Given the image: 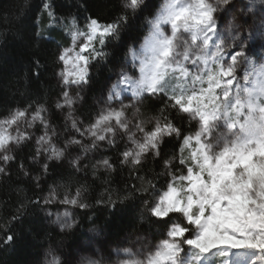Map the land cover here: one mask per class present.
I'll return each instance as SVG.
<instances>
[{"label": "snow or ice", "instance_id": "obj_1", "mask_svg": "<svg viewBox=\"0 0 264 264\" xmlns=\"http://www.w3.org/2000/svg\"><path fill=\"white\" fill-rule=\"evenodd\" d=\"M153 7V0L143 5L139 0H126L110 22L102 23L89 15L84 18L81 29L78 17H58L52 0H42V9L50 18L48 27H61L72 41L71 46L58 48L54 59V63L63 68L62 73H55L61 86L55 108L64 113L69 138L64 139L63 146L58 145V134L47 116L49 109L42 103H37L34 109L29 104L10 110L0 119V174L8 175L7 167L15 160L17 149L32 144L33 136L28 130L34 126L39 125L43 133L35 137V154L31 159L33 163L40 162L38 157L44 161L41 165L44 175L49 172L51 162H62L69 150L78 146L83 154L69 160L73 172L69 173L67 183L50 185L48 194L42 198V206L40 199L25 197L28 204L42 207V210L57 202L65 206V210L57 213L51 221L64 232L76 225L71 208L88 209L92 206L84 202V193L88 191L84 185L77 187L74 195L69 191L73 173L88 167L86 164L81 166L88 153L102 145L115 148L119 166L134 172L144 169L150 157L160 164V172L150 170L153 171L151 177L137 175L139 186L134 185L125 192L113 189L108 192L107 201L101 198L96 203H106L115 209L117 203L138 199L141 220L159 230L152 236L157 251L170 247L172 253L178 250L181 255L189 252L191 264H264V226L261 221L264 216V65L260 64L264 57L258 51L264 49V42L257 36L258 33L264 35V24H253L248 35H241L223 59L198 60V68L196 64L188 65L189 70L196 68V72L174 86L177 92H183L190 85L187 97L177 96L168 89L144 94L145 76L156 68L153 64L157 59L156 37L167 17L158 13L147 22L148 32L139 47L135 43L127 46L126 37L137 29L145 13L151 15ZM167 7L166 4L162 13ZM247 23L244 20V24ZM216 30L213 27L208 34L210 43ZM42 35V30L35 31V37ZM122 52L123 59L109 68L112 76L100 89L97 97L101 105L99 111L84 123L74 115L76 105L84 97L79 100L70 90L75 86L82 93L93 83L90 70L102 66V62L109 63L110 57H120ZM35 64L39 66V59ZM34 75L38 77L39 73ZM129 92L130 95H126ZM137 97L141 101L152 98L162 102L151 128L139 120L123 122L131 110L124 101L131 102ZM172 113L187 122L188 128L178 126ZM192 115L196 116L195 120ZM69 125L71 131H68ZM173 139L178 147L170 153L163 152L162 146ZM125 140L121 150L119 141ZM253 167L255 171L250 174ZM19 168L25 178L40 187L41 175L31 176L23 163ZM91 168L94 177L98 169H103L109 177L117 171L108 156L97 159ZM159 177L164 178L162 183H157ZM58 188L64 189L62 198ZM235 195L247 198L246 207L251 208L252 219L238 218L235 227H221L215 217L221 211L231 212L230 202ZM28 204L21 203L17 212L22 214L21 210L27 209ZM46 214L52 216L51 211ZM19 219L20 215L12 216L14 221ZM177 226L179 232L175 231ZM0 227L8 229L7 225ZM15 242L14 233L2 239L3 246L11 247ZM92 242L89 238L88 248L82 250H91ZM120 251L118 247L117 257H121ZM242 252L251 253L255 259L250 257L245 262L239 255ZM123 253L126 257L124 264H140L134 259L137 254L132 250L123 249ZM60 255L64 256L62 264H74L73 252ZM107 255L110 259L112 253ZM154 258L150 253L147 264H152ZM173 260H177L175 255ZM85 261L96 264L90 259L82 260V264Z\"/></svg>", "mask_w": 264, "mask_h": 264}, {"label": "trees", "instance_id": "obj_2", "mask_svg": "<svg viewBox=\"0 0 264 264\" xmlns=\"http://www.w3.org/2000/svg\"><path fill=\"white\" fill-rule=\"evenodd\" d=\"M52 3L58 17H78L81 29L84 27V18L89 15L107 23L115 18L120 10L118 0H52ZM49 19L42 9V0H27V3L25 0H0V119L17 107L24 108L31 104L34 109L37 103H42L49 109L47 116L58 134L57 143L63 146L64 139L69 138L65 131L64 113L55 108L61 91L55 73L62 65L57 66L54 59L57 49L64 47L68 35L64 30L58 29V26L49 28ZM36 30H42L43 35L35 37ZM46 35L53 36L54 39ZM136 37L137 29L129 33L126 41ZM120 47L123 48V44ZM37 59L40 61L39 66L35 64ZM120 60V57L113 56L109 58V63L102 62V66L91 69L93 83L81 93L84 99L76 105L77 112L74 114L84 123H88L99 111L97 97L100 89L112 76L109 68ZM36 72L39 73L38 77L34 75ZM112 78L114 79V76ZM72 91L75 96L77 90ZM161 106V101L149 98L145 100L142 112L159 115L158 109ZM172 117L178 126L188 128L187 122L182 121L175 113H172ZM151 126L152 123L146 127ZM68 131H71L70 125ZM34 141L33 139L30 146H24L14 152L15 160L7 167V176L0 174V226H8V229L0 227V264H37L43 255V249L49 245L58 254L75 252L72 257L75 264L77 260L86 259L84 251L93 252L105 259L109 252L116 253L118 247L123 250L130 240L145 239L153 242L152 236L159 230L141 220V203L138 199L125 204L117 203L115 209L106 203L97 204L96 200L102 198L107 201V194L113 189L125 192L134 185L139 186L136 176L147 174L151 177L153 171L150 170L160 172L161 166L158 162L149 157L146 167L134 172L119 166L115 148L102 145L100 149L88 153L81 165L83 167L86 164L88 167L84 171L73 173L69 191L74 195L76 188L84 185L88 188L84 193V202L92 206L88 209L72 208L76 225L72 230L61 232L46 218L45 211L47 208L53 211L62 205L57 202L42 210V207L28 204L25 197L31 200L40 199L42 206V198L48 194L50 185L68 182V175L73 172L69 167V160L83 153L78 146H73L62 162H51L49 172L44 175L41 169L44 161L38 157L40 162L33 163L31 159L35 154ZM85 142L89 141L85 139ZM119 143L122 150L125 143ZM176 147L178 144L173 139L165 143L162 149L163 152L170 153ZM102 156L110 157L117 166V171L111 177L103 169L96 170L95 177L92 175L91 164ZM21 163L30 171L31 176L41 175L39 188L36 187L35 181L22 175L19 168ZM163 179L159 177L157 183H162ZM58 192L62 198L64 189L58 188ZM21 203L28 204L27 209L21 210L22 214L17 212L21 209ZM13 215H20V219L12 220ZM10 233L15 234V244L11 247L3 246L2 239ZM89 238L93 241L91 250H82L88 248L85 244H88Z\"/></svg>", "mask_w": 264, "mask_h": 264}, {"label": "clouds", "instance_id": "obj_3", "mask_svg": "<svg viewBox=\"0 0 264 264\" xmlns=\"http://www.w3.org/2000/svg\"><path fill=\"white\" fill-rule=\"evenodd\" d=\"M147 2L148 0H139L141 5ZM125 3L126 0H118L119 8L122 9ZM153 3L155 7L152 9L151 15L145 13L137 24V37L127 41V46L135 43L139 47L140 42L143 41L148 32L147 22L158 13L167 17L161 23L160 33L156 37L158 41L157 52L155 53L157 59L153 61L156 68L154 72H149L145 76L144 94H148L150 91L168 89L177 96L187 97L190 94V85L183 92H177L174 86L184 77L196 72V68L189 70L188 65L196 64L198 68V60L203 61L205 58L209 60L223 59L239 37L249 33L253 24H264V0H154ZM166 4L168 5L167 10L162 13ZM230 5L231 7H229ZM244 20H247L248 23L244 24ZM213 27H216L217 30L212 33V42L210 43L208 34ZM257 36L261 42H264V35L258 33ZM79 39L78 37L77 44ZM71 45L72 41L70 42ZM258 51L264 57V49H258ZM123 55L122 52L120 54L121 60ZM260 64L264 65V59L260 61ZM62 71L63 68L60 67L56 73L60 74ZM76 89L75 96L82 100L83 96L79 89ZM185 102L187 101L185 100ZM144 103L145 100L141 101V98L137 97L125 104L131 109V118H136L141 124L147 126L157 117L142 112ZM197 111H199V105ZM131 118L127 116L123 122L131 123ZM192 119L195 120L196 116L192 115ZM112 126L115 127V125ZM254 171L255 168H251L250 174ZM235 187L242 186L236 185ZM247 204L246 197L235 195L230 202L231 212L221 211L215 219L221 227L233 228L238 218L252 219V210L246 207ZM261 221L262 226H264V216L261 217ZM175 231H180L178 226ZM123 249L134 250L137 254L134 259L138 260L140 264H147L150 253L155 257L152 264H191L189 252H184L181 255L178 250L176 253H172L170 247L157 251L156 245L151 240H130ZM174 255L177 257L175 261L173 260ZM63 259L49 245L43 249V255L37 264H62ZM125 259L126 257H111L110 259L107 257L103 260L92 261H95L96 264H124ZM75 264H82V262L77 260ZM84 264H88V262L85 261Z\"/></svg>", "mask_w": 264, "mask_h": 264}, {"label": "rangeland", "instance_id": "obj_4", "mask_svg": "<svg viewBox=\"0 0 264 264\" xmlns=\"http://www.w3.org/2000/svg\"><path fill=\"white\" fill-rule=\"evenodd\" d=\"M58 29H62L61 27H59L58 26ZM63 30V29H62ZM46 37H49V38H53L54 39V37L53 36H49V35H46ZM70 42H71V39H70V37L68 36V39L66 40V42H65V45L64 46H70ZM122 87H125V86H122ZM72 90H77L76 88H75V86H73L72 87V89L70 90L71 91V94L73 93V91ZM126 95H130V92L129 93H126ZM125 103H130V101L129 100H125L124 101ZM98 106L100 107L101 105L98 103ZM117 107L119 106L118 104L116 105ZM128 116H129V118H131V110H129L128 111V114H127ZM132 119V121L135 123L136 122V118H131ZM29 132H31L32 133V136H33V139L35 140V137H37V136H39V135H41L42 133H43V130H42V128H40V126L39 125H37V126H34V128H32V129H29L28 130ZM126 142V140L124 141V143ZM43 202V201H42ZM50 206H53V205H49L48 207H50ZM72 209V208H71ZM70 209V210H71ZM65 210V206H60V207H56L55 208V210H51L50 208H47L46 209V211H45V216H46V218L51 222L52 220H54L55 218H56V214L57 213H62L63 211ZM48 211H51L52 212V216L51 217H49V216H47V212ZM71 212H72V210H71ZM72 219H73V216H72ZM55 225V224H54ZM56 227H58L59 228V226L58 225H55ZM88 247V244L86 245L85 244V247ZM84 247V248H85ZM86 247V248H87ZM91 247H92V244H91ZM73 252V251H72ZM85 252V251H84ZM83 252V254L86 256L87 255V257H86V259L85 260H103V259H101L98 255H95L93 252H88L87 253V251L84 253ZM132 252L133 253H135V251L134 250H132ZM73 253H75V252H73ZM80 254H82V253H80ZM75 255V254H74ZM239 255H241V256H243L244 257V260H245V262L251 257L252 259H255V257L254 256H252V254L251 253H244V252H242V253H239ZM76 256H79V255H76ZM120 256L121 257H124V253H123V250H121L120 251ZM108 257V256H107ZM111 257H117V252L116 253H113L112 254V256ZM233 259H235V256L233 257Z\"/></svg>", "mask_w": 264, "mask_h": 264}]
</instances>
